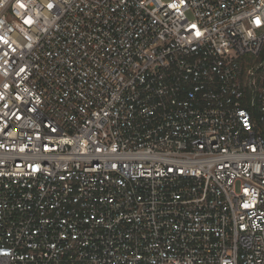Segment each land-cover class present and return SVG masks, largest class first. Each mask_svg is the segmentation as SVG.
Returning <instances> with one entry per match:
<instances>
[{
	"label": "built area",
	"instance_id": "2783aa9c",
	"mask_svg": "<svg viewBox=\"0 0 264 264\" xmlns=\"http://www.w3.org/2000/svg\"><path fill=\"white\" fill-rule=\"evenodd\" d=\"M0 264H264V0H0Z\"/></svg>",
	"mask_w": 264,
	"mask_h": 264
},
{
	"label": "snow or ice",
	"instance_id": "6c2138e0",
	"mask_svg": "<svg viewBox=\"0 0 264 264\" xmlns=\"http://www.w3.org/2000/svg\"><path fill=\"white\" fill-rule=\"evenodd\" d=\"M174 6H175V5H172V7H174ZM21 7H23V5H21ZM49 7H51V5H49ZM256 23H257V24H259V23H260V21H259V20H257V21H256ZM196 35H197V36H199V35H200V33H199V32H197V33H196Z\"/></svg>",
	"mask_w": 264,
	"mask_h": 264
}]
</instances>
